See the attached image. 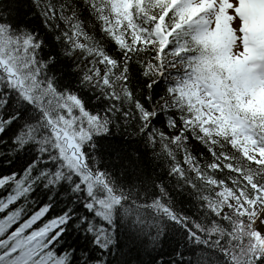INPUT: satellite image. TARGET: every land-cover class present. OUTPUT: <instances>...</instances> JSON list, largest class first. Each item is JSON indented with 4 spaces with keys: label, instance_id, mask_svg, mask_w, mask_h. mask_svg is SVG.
<instances>
[{
    "label": "snow or ice",
    "instance_id": "1",
    "mask_svg": "<svg viewBox=\"0 0 264 264\" xmlns=\"http://www.w3.org/2000/svg\"><path fill=\"white\" fill-rule=\"evenodd\" d=\"M0 264H264V0H0Z\"/></svg>",
    "mask_w": 264,
    "mask_h": 264
},
{
    "label": "trees",
    "instance_id": "2",
    "mask_svg": "<svg viewBox=\"0 0 264 264\" xmlns=\"http://www.w3.org/2000/svg\"><path fill=\"white\" fill-rule=\"evenodd\" d=\"M27 19L32 20L36 25L37 29L43 31L42 22L38 19L32 17L31 15L27 17ZM49 40H53V37L49 35ZM48 49H45L47 51ZM62 63L68 64L70 63L66 59L62 58ZM160 83V90L164 88L163 81ZM91 96V93H88ZM92 104L99 106L100 102L92 99ZM100 151L104 153L102 156V162L104 163L105 167L112 171L114 175H119V168L122 164H124L123 159H112V149L116 148L120 150L125 156L128 154H136V153H146L148 157L152 155V149L150 146H146L141 138L138 137H128L126 134H122L115 129L112 131V135L108 136L106 139H101L98 141ZM193 149L199 153L200 151L204 150V146L199 142L194 141ZM210 155V154H209ZM123 179V177H121ZM178 199L182 202V206L187 208L190 203V198L187 197L186 194H182ZM75 237L73 236L72 239ZM71 243V240H69Z\"/></svg>",
    "mask_w": 264,
    "mask_h": 264
}]
</instances>
